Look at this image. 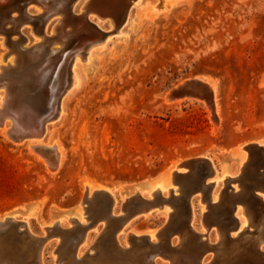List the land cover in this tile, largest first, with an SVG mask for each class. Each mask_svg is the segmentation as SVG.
Returning a JSON list of instances; mask_svg holds the SVG:
<instances>
[{
    "label": "rangeland",
    "instance_id": "1",
    "mask_svg": "<svg viewBox=\"0 0 264 264\" xmlns=\"http://www.w3.org/2000/svg\"><path fill=\"white\" fill-rule=\"evenodd\" d=\"M156 2L137 0L139 6L132 5L131 17L120 26L121 32L113 31L117 29L116 24L110 20L101 21L100 26L113 32L107 35L111 38L108 42L103 40L97 45L101 46L97 47L100 51L93 60H83L88 65L84 87L69 99L63 119L57 117L48 122V127L55 122L49 132L46 127L44 136L27 139L53 144L50 151L37 150L27 140L14 141L6 131L2 134L1 130L6 127L0 128V218L4 220L9 214L20 220L24 217L29 221V228L39 235H47L46 226L74 228L70 220L72 214L82 215L84 223H88L103 211L105 197L102 193L90 194L93 196L90 204L84 205L87 183L94 187L106 185L114 190L118 216L123 214L120 211L124 202L127 211L136 208L137 189L141 188L149 197V187L164 178L173 162L190 159L192 168H186L187 172L175 184L180 187L178 194L165 191L166 202L159 194L150 196L155 198V205L137 215L152 212L151 215L139 217L127 232L136 229L143 236L156 230L158 234L153 241L159 242L172 231L174 246L180 244L183 237L176 227L188 219L190 198L196 211L193 223L205 232L201 237L205 240L201 258L205 257L204 262L211 264L223 241L233 242L235 238L234 242L241 245L239 248H254L260 244L254 238L264 219V203L256 199L253 207L244 200L241 202L244 192L240 191V180L236 177L241 171L237 147L253 140L264 141V0H178L158 13L153 9ZM97 18L92 14L96 22ZM24 32L30 40L35 39L31 26H26ZM6 46L0 43V60L9 50ZM195 77H205L215 83L218 113L205 102L202 93L193 96L175 92L184 81ZM174 97L198 99L176 102L177 99L171 100ZM57 144L65 157L61 169L51 173L50 163L56 158ZM206 156L212 158L221 172L233 176L220 179L215 185L211 175L205 180L209 187L202 183L205 172L210 170L207 161H200V157ZM263 161L262 154L254 156L247 183L259 168L263 171ZM261 185L256 194L264 196V183ZM209 188L212 192L218 191L216 200L209 199ZM238 204L248 219L245 228L239 224L234 228L235 221L224 218V209L235 205L236 215ZM166 207L170 215L166 214ZM214 207H218V212ZM246 207L254 213L253 219ZM176 213L180 217L175 216ZM102 219H97L85 232L87 237L90 235L89 241L78 245L83 252L98 240L109 237V232L114 230L115 223ZM166 227L172 229L165 230ZM123 228L117 229L115 234V238L117 233L121 234L123 248L147 245L140 238L132 244L131 235L120 233ZM163 229L161 235L159 232ZM222 232L226 234L223 236ZM61 238L50 236L45 241L46 264H57L58 254L54 251ZM82 243L85 245H80ZM261 246L264 252V239ZM155 258L158 264L175 262L170 257L158 255ZM233 262L237 264L239 260L228 264Z\"/></svg>",
    "mask_w": 264,
    "mask_h": 264
},
{
    "label": "water",
    "instance_id": "2",
    "mask_svg": "<svg viewBox=\"0 0 264 264\" xmlns=\"http://www.w3.org/2000/svg\"><path fill=\"white\" fill-rule=\"evenodd\" d=\"M78 1L0 0V34L5 37V43L9 48L3 56V62L6 64L0 65V128L6 127V133L15 141L40 138L45 135L48 122L59 115L61 98L72 80V65L76 55L80 53L81 57H84L94 39L103 38L111 32L106 30L104 25L100 26L93 20L92 14L103 21L110 20L118 28L126 21L133 0H87L81 10L76 8ZM37 7L41 11H38ZM120 21L121 23L118 24ZM26 26H31L34 36L40 38L39 41L29 39L24 32ZM12 54L14 57L11 62L8 58ZM198 84H203V81L191 79L176 89L175 92L192 94L201 92L204 96L206 90L200 89ZM204 86L206 85L204 84ZM34 147L41 151L51 150V147L46 145L38 144ZM259 153L264 157L263 147H250L248 162L244 163L236 177V180H240V191L243 190L251 203L260 199L256 192L257 188L262 186L261 182L264 183V173L260 171V168L257 173L251 175L250 183L245 181L250 171L248 166L251 164L252 158ZM57 162L56 157L52 164L55 165ZM205 180L206 177L204 178L206 184ZM100 193L105 197V207L96 219L90 220L88 223H81L75 219L72 232L56 225L55 228L48 230L45 238L36 236V241L43 242L50 236H58L59 238L69 236L71 240L70 256L75 253L85 232L93 227L97 219L103 217L102 220H106V223L115 219L122 220L123 218L112 213L113 198L110 193L107 191ZM156 195L154 194V197ZM171 195L173 196L172 193ZM91 197L93 196L86 194L82 203L89 205ZM160 197L166 199L164 196ZM154 199L137 195L135 209L127 211L126 202H124L121 210L131 215L134 211H143L155 205ZM261 202L264 203L262 200ZM234 209L235 205L224 209L226 213L224 218H231L235 221L234 228H236L238 223L233 216ZM84 210L87 212V206H84ZM22 224V221L7 216L0 221V227L3 228L0 230V234H10L20 239L24 233V231L19 230L22 228ZM179 228H187L193 232L190 227V210L187 221L179 224ZM164 229L171 230L172 228L166 227ZM164 229L159 232L161 235L165 231ZM116 232L117 229H114L108 235L115 246L121 249L115 238ZM26 235V237L30 236L29 233ZM172 235L174 236L173 232L169 231L165 238L160 239L158 244L152 243L149 235L138 237L132 234L130 240L133 244V241L139 238L143 239L148 244V248L143 253L145 264H155V256L160 255L168 258V253L176 249V246H172L170 241ZM54 252L58 254L59 259L62 257V251L59 252L58 248ZM201 254H195L190 264H204L200 259ZM238 260L237 264H264L263 257H241ZM214 262L215 258L210 263L214 264ZM37 264H39L38 261ZM57 264H60L59 260ZM174 264H181V261L178 260Z\"/></svg>",
    "mask_w": 264,
    "mask_h": 264
},
{
    "label": "bare ground",
    "instance_id": "3",
    "mask_svg": "<svg viewBox=\"0 0 264 264\" xmlns=\"http://www.w3.org/2000/svg\"><path fill=\"white\" fill-rule=\"evenodd\" d=\"M178 0H157V2L153 5V9L156 11V13L159 12V10L165 8V7H172ZM87 2V0H79L77 3H76V8H78V5H79V10H81L82 6L84 5V3ZM138 3H137V0H133L131 5H130V8H129V11H128V16H127V19H130V10H131V7L132 5L133 6H136ZM139 6V5H137ZM37 10L38 11H41L40 8L37 7ZM92 18V16H91ZM97 18V17H96ZM101 19L97 18V23L100 24L101 23ZM111 24V23H110ZM119 24V23H118ZM126 24V23H125ZM103 26V25H101ZM115 26V25H114ZM123 29L118 27L117 29L114 28L113 31H118V32H121ZM113 31H111L110 33H112ZM1 35V34H0ZM108 35V34H107ZM107 35L103 38H96L94 39L90 46H89V49L87 51V53L85 54L84 57H81V54L78 53L75 57V60L73 62V65H72V80H71V83L69 85V87L67 88V90L64 92L62 98H61V107H60V112H59V115L57 117H59V119H63L65 117V115L67 114V104H68V101L69 99L74 95L76 94L77 92H79L83 87H84V84H85V67H87V62H89V60H91L96 52H99L100 49L98 50L97 47H101V46H97L98 44H100L101 42L106 41L108 42L111 38H107ZM2 37V36H1ZM113 37V36H112ZM35 41H39L40 38L35 36ZM0 43L2 44H5L4 43V36L2 38H0ZM108 44V43H106ZM102 45V44H101ZM104 46V44L102 45ZM5 47V46H4ZM7 47V46H6ZM102 50V49H101ZM8 52V51H7ZM9 61L12 62L13 60V56L10 57V59H8ZM83 60H86V61H83ZM93 60V59H92ZM1 64H6L3 62V60H0V65ZM87 65V66H86ZM195 80H202L203 81V84H198L199 88L200 89H205L206 92L204 93V100L205 102L207 101L208 104L210 105V107L213 108V111L215 113H218L219 111V104H218V89L215 85V83H212L210 81V79H205V77H195L194 78ZM191 80V79H189ZM187 80V81H189ZM264 80V79H263ZM264 82V81H263ZM185 83V81H184ZM183 83V84H184ZM182 84V83H181ZM204 84L207 86H204ZM178 87V86H177ZM178 89V88H177ZM173 90V89H172ZM171 90V91H172ZM169 93V92H168ZM201 93V92H200ZM199 93V94H200ZM1 94H3L1 92ZM182 94V93H181ZM192 94V93H191ZM191 94H188V95H191ZM198 94V95H199ZM173 95V94H172ZM193 96L197 95L196 93L195 94H192ZM191 95V96H192ZM177 95H175L176 97ZM172 98L171 100L173 99H177V98ZM179 97V96H177ZM183 97V96H181ZM180 97V98H181ZM184 99H198L197 97L196 98H192V97H186V98H181V99H177L176 102H180ZM168 100V99H167ZM201 103V102H200ZM58 120V119H57ZM52 124L50 125V127H48V132L50 131L51 127L53 126V124H55V122H51ZM3 129V128H2ZM6 129V128H5ZM5 131L6 130H1L2 134H5ZM46 134V133H45ZM30 139V138H29ZM32 139V138H31ZM27 140V139H26ZM258 140H261V139H258ZM15 141V140H14ZM22 141V140H21ZM28 144L29 145H46V146H53V144L51 143H47V142H44L43 140H27ZM255 141V140H253ZM250 142V143H246V144H240L238 147H237V150L239 151L240 155H241V163H240V166L239 169H241L244 165V163L248 162V159H249V151H250V147L251 146H259V147H263L264 149V141L262 139V141H256V142ZM24 141H22L21 143H23ZM56 146V144H55ZM30 147V146H29ZM32 147V146H31ZM36 149V148H35ZM36 151V150H35ZM41 151V150H40ZM39 151V152H40ZM50 151V150H49ZM55 151V150H53ZM46 152V151H45ZM44 152V153H45ZM43 153V152H42ZM50 154V153H49ZM48 154V155H49ZM43 156V155H42ZM46 156V155H45ZM260 156V155H258ZM56 157H57V164L53 165L52 163L51 164V173L52 172H56L58 171V169L62 166L63 164V161H64V157H65V154L63 152V149L61 148V146H59L57 144V147H56ZM202 159L201 160H205L208 162L209 164V168L210 170L208 172H205L207 173L206 175V178L208 176H214V183L215 185L218 183V181L221 179V180H224L226 179L227 177H230L232 174H230L229 172H221L220 171V168L218 169L217 167L214 166V163H213V160L211 157H200ZM56 159V158H55ZM193 159V158H192ZM48 160V159H47ZM51 160V159H49ZM54 160V159H53ZM190 160V159H189ZM189 160H184V161H175L173 162V165L170 167H168L169 169H167L168 171L166 172L164 178H162L161 180H158L156 181L154 184H152L151 188L149 187L150 190H148L149 192V197L150 196H153L154 194H159L160 196H163L165 195V191H174L175 193L178 194V187L175 186V184L178 182L179 179H181V174H185L187 172L186 168H192L191 167V163ZM257 160V159H256ZM206 162V163H207ZM49 163V162H48ZM254 163V157L252 158V161H251V164ZM264 163V161H263ZM48 164V165H50ZM196 164V163H195ZM204 164V163H202ZM201 164V165H202ZM251 164L248 166V169L251 167ZM264 165V164H263ZM196 166V165H195ZM206 166V165H204ZM203 167V166H202ZM262 168H264L263 166H261ZM200 168V166H199ZM61 169V168H60ZM53 170V171H52ZM229 170V169H228ZM240 171V170H239ZM235 172V171H234ZM233 173V172H232ZM238 173V172H237ZM262 173H264V171H262ZM235 175V174H234ZM237 175V174H236ZM211 176V177H212ZM233 176V175H232ZM204 177V176H203ZM210 178H208L207 180H209ZM213 179V178H212ZM204 180V179H203ZM224 182V181H223ZM204 183V181L202 182ZM204 185V184H203ZM205 185H209L208 183H206ZM204 185V186H205ZM98 186V185H97ZM240 186V185H239ZM86 190H87V193L89 196L90 194L92 195H95L96 193H100V192H103V191H107L110 193L111 197L113 198V206H112V213L117 216V212H116V200L117 198L115 197L114 195V190L110 187H107L106 185L104 186H99V187H94L92 186L90 183H87L86 184ZM209 187V186H208ZM215 187V186H214ZM139 188V187H138ZM180 188V187H179ZM237 188V187H235ZM214 189V188H213ZM216 189V188H215ZM141 188L140 189H137V195H140V196H144L146 198H149L148 196H145V194H143L141 191ZM181 190V189H180ZM199 190V189H198ZM236 190V189H235ZM202 191V190H201ZM237 191V190H236ZM259 191V190H258ZM197 192V191H195ZM85 193V192H84ZM147 193V192H146ZM200 193V192H199ZM258 193V192H257ZM170 194V193H169ZM260 194V193H259ZM202 195V194H201ZM220 195V194H219ZM167 196V195H165ZM260 197L261 200H264V196H260V195H257ZM103 197V196H102ZM99 198H101V196H99ZM104 198V197H103ZM130 198V197H128ZM166 199L165 202L168 200L167 197H164ZM218 198V191L216 192H212V189L209 188V199L211 200H216ZM126 199V197L124 198ZM190 199V198H189ZM131 200V199H129ZM248 202V204L250 206H253L254 207V203H251L248 198H247V195L244 194L241 198H240V201L241 202ZM170 202V201H168ZM240 202V204L242 205V203ZM81 203V202H80ZM118 204V203H117ZM167 204V203H166ZM180 204V203H179ZM206 204V203H205ZM213 205V202L211 203ZM241 205L237 206V209L235 211L236 215L239 216V219L236 218V215L234 214V210H233V216L236 218L237 220V223L239 224L240 227L242 228H245L246 227V222L248 221V219L246 220V218L244 217L245 215H243V210L241 208ZM248 205V206H249ZM123 206V205H122ZM130 206V205H129ZM128 206V207H129ZM166 206V205H165ZM189 206H190V210H191V229L193 230V232H191L189 229L187 228H184L185 231L181 228L176 227L175 224V227L179 230L180 233H182V242L178 245H176V249L174 251H171L168 253L167 257H170L171 259H173L175 262L180 260L182 264H184V262L186 263H192V260L194 258V255L195 254H198V253H201L203 251V249L205 248L204 246V242L205 240L202 239L201 237L203 236V234H205V232H201V230H198L197 227L194 225L193 221H195L194 219L196 218L195 217V213L196 211L194 212V207H193V201L190 200L189 201ZM247 206V205H246ZM256 206V205H255ZM82 207V206H81ZM101 207V206H100ZM163 207V206H161ZM221 207V206H219ZM258 207V206H257ZM255 207V208H257ZM218 208V207H216ZM216 208L214 207V209L216 210ZM247 208V207H246ZM162 209V208H161ZM165 209V208H164ZM180 209V208H179ZM254 209V208H253ZM133 210V209H131ZM130 210V211H131ZM155 210V209H154ZM166 214L167 215H170V209L168 207H166ZM173 210V209H172ZM178 210V209H177ZM182 210V209H181ZM248 211V213H250L252 219H253V212L251 210H249L248 208L246 209ZM144 211V210H143ZM149 211V210H148ZM153 211V210H151ZM161 211V210H160ZM158 211V212H160ZM164 211V210H163ZM162 211V212H163ZM218 212V209L216 210ZM86 212V211H85ZM123 212V211H120V213ZM140 211H134V213H132L131 215L130 214H118L117 217H121L123 218L122 220L120 219H115V220H111L110 223L114 224V229H118L120 230V228H123L120 232V233H125L126 235L125 236H130L132 234H134L135 236H141V233H139V231H135L136 229H133V230H129V232H127V229L131 226H133V223L139 218V217H142V216H150L152 212H148V213H144L143 215H137V213H139ZM181 212V211H180ZM185 212V211H184ZM205 212V211H204ZM225 212V211H224ZM72 214V213H71ZM85 214V213H83ZM141 214V213H140ZM165 214V213H164ZM179 213H176L175 216H178ZM185 214V213H184ZM221 214L218 213L217 215ZM257 214V213H256ZM8 215V214H7ZM73 215V214H72ZM70 215V220L72 222L75 221V219H78L80 220V222H83L84 223V217L81 215V216H72ZM76 215V214H74ZM78 215V214H77ZM166 215V217H167ZM182 215V213H181ZM224 215V214H223ZM9 216L13 217L14 219H18L15 215H12V214H9ZM68 216V215H67ZM86 216V215H85ZM184 216V215H183ZM182 216V218H183ZM257 216V215H256ZM7 217V216H6ZM5 217V218H6ZM26 217V216H25ZM180 217V216H178ZM215 217V216H213ZM222 217V216H221ZM100 218H103V217H100ZM203 218V216H202ZM4 219V218H3ZM23 220H20L23 222L22 224V228L19 229L20 231H24L22 237L20 239L18 238H15L13 235H8V234H5V235H1L0 234V264H37V261L39 262V264H46L45 260H44V245L45 244V241L47 240H44L43 242L42 241H36V236H40V237H46L47 235H39V234H35L29 227V221L27 219H24V217L22 218ZM29 219V218H28ZM60 219V218H59ZM69 219V218H68ZM251 219V220H252ZM0 220H2L0 218ZM168 220V219H167ZM170 220V219H169ZM176 220V218H175ZM177 220H179V222L181 223V218H178ZM229 220V219H228ZM232 220V219H230ZM229 220V221H230ZM56 221V220H55ZM69 221V220H68ZM227 221V222H229ZM58 223H60L61 221H57ZM100 222V221H99ZM176 222V221H175ZM50 223H53V222H50ZM70 223V222H69ZM177 223V222H176ZM217 223V222H216ZM63 224V223H62ZM61 224V225H62ZM101 224V223H100ZM218 224V223H217ZM248 224V222H247ZM50 225V224H49ZM53 225V224H52ZM234 225V224H233ZM64 226V225H63ZM97 226H99V224H97ZM101 226V225H100ZM224 226V225H222ZM45 227V226H44ZM42 227V228H44ZM69 227V225H68ZM104 227V226H103ZM227 227V226H225ZM51 228V226H46L45 227V231L49 230ZM99 228V227H97ZM68 229V232H72V228H67ZM107 227L104 228V230H106ZM98 230V229H96ZM101 230V229H100ZM152 231L154 229H151ZM202 231H204L202 229ZM207 231V229H206ZM242 231V230H241ZM44 232V231H43ZM99 232V231H98ZM102 231L99 232V234L101 233ZM150 232V231H149ZM228 232V231H227ZM235 232V231H234ZM240 232V231H239ZM27 233L30 234L29 237H26ZM47 233V232H46ZM94 233V232H93ZM144 233V232H143ZM145 233L147 234V231H145ZM210 233V232H209ZM221 233V232H220ZM223 233V232H222ZM229 233V232H228ZM227 233V236H229ZM48 234V233H47ZM91 234V233H90ZM158 233H156V230H154L153 232H150L148 233L149 235V239L152 243H155V244H158L159 242H155L153 241V238L157 235ZM208 234V233H206ZM211 234V233H210ZM224 234L226 233H223V236ZM231 234H235V233H230ZM88 234H84L82 241L84 242H88L89 241V236L87 237ZM118 237L116 238L117 239V242H118V245L121 247V249L117 248L115 246V244L111 241V239L109 237H106V238H103V239H100L98 240L96 243H94L93 245H89L90 247L87 249V251L83 252V250L78 246L75 253L73 255H70L69 256V246H70V238L69 236H62V240L61 242L59 243L58 245V249H59V252L62 251V257H60L59 259V256L56 257L55 259V262L57 263V261L59 260L60 264H64V263H68V264H145V259H144V256H143V253L145 252V250L148 248V244L147 245H144V246H139V247H133V248H123L122 245H121V241L119 238V235L117 233ZM143 235V234H142ZM93 236V235H92ZM99 236V235H98ZM238 236V235H237ZM97 237V236H95ZM216 237V236H215ZM233 237V236H232ZM199 238V239H198ZM221 238V237H220ZM96 239V238H95ZM94 239V240H95ZM128 239V238H127ZM219 239V238H218ZM223 239H226V236L225 238ZM255 240H259L260 241V244L258 246H255L254 248H248V247H243V248H239V244H236L234 242L235 238H232L233 242H226V241H223L222 243V246L220 248H217L219 249V252L218 254L215 256L216 259H215V262L214 264H224V263H228L229 261H235V259H238V258H241V257H263L264 258V252L262 251V246H261V242L263 241L264 239V219H262L261 221V227H259L258 229V232L257 234L255 235ZM156 240V239H154ZM142 241V240H141ZM171 244L172 246H174L173 244V241H172V238H171ZM208 241H212L210 239V237H208ZM254 241V240H253ZM99 242V243H98ZM128 242V241H127ZM218 242V241H217ZM98 243V244H97ZM138 243V242H137ZM127 244V243H126ZM210 244V243H209ZM257 244V243H255ZM80 245H85V244H80ZM99 245V246H98ZM125 245V244H124ZM102 246H104V250L102 249ZM214 246L216 247V245H212V247L214 248ZM248 246V245H247ZM250 246V245H249ZM254 246V245H253ZM56 248V249H57ZM91 249H93V251H91ZM256 250H259L258 252H255ZM56 251V250H55ZM58 251V250H57ZM166 252V251H164ZM165 254V253H164ZM76 257V259H74ZM203 258V257H202ZM201 256H200V259H201V262H203L204 264H206L204 262V258L202 259ZM73 260V262H72ZM158 260V259H157ZM156 258L154 257V262L155 264H158ZM212 260V259H211ZM234 263V262H233ZM209 264V263H208ZM231 264V263H229Z\"/></svg>",
    "mask_w": 264,
    "mask_h": 264
}]
</instances>
